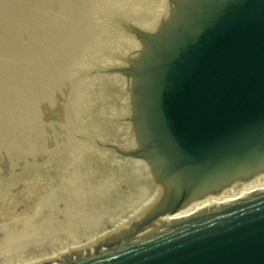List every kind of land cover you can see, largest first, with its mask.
<instances>
[{"label":"water","instance_id":"obj_1","mask_svg":"<svg viewBox=\"0 0 264 264\" xmlns=\"http://www.w3.org/2000/svg\"><path fill=\"white\" fill-rule=\"evenodd\" d=\"M189 1L127 71L133 150L162 196L105 248L59 264H264V195L245 197L264 191V0ZM223 189L235 193L188 218Z\"/></svg>","mask_w":264,"mask_h":264},{"label":"rangeland","instance_id":"obj_2","mask_svg":"<svg viewBox=\"0 0 264 264\" xmlns=\"http://www.w3.org/2000/svg\"><path fill=\"white\" fill-rule=\"evenodd\" d=\"M19 1V2H18ZM28 1V2H27ZM43 1V2H42ZM64 1V2H63ZM94 1H97L95 3H93ZM104 1V2H103ZM111 1V4H110ZM68 0L67 4V0H0V85H2V87H0V196L2 199H0V207L2 205L3 210H0V216L4 217L3 220L2 218V222L0 221V225L4 226V228H1L0 226V239L2 238L3 240H0L2 242H0V264H16V262L11 261L10 259H13L15 261H20V260H25V258H30L36 254H39L37 252L43 253V251L45 253H47L49 250L50 251H55L59 248H61V245H65L66 243L68 245V240L69 243H72V240H76L77 237V241L80 240L81 238V243L84 244L86 242H88V240L93 239L92 236L85 238V235H87L88 233H82V223L77 222L76 220H80L85 214H90L89 212H94V222L95 224H97L100 228V226H109L111 228L110 232L113 233L116 231V227H114L116 224H118L120 221L122 223V220L124 219V211H123V207L125 205V201L127 199L128 196H134L136 189L133 188L131 186V184L128 182L127 178L129 176V172L128 171H124V168H121L120 166H115V168L118 169V171L115 172V176L119 177V176H123V178L125 179L122 183H121V187L119 188H114L113 185L110 186L108 189L107 188H102L101 186H98L97 183H95L94 181H85L80 179L83 175V171L82 169H78V171L76 169H74L72 166H83L82 163L85 165L87 164V160L88 163H92V161L94 160V156L92 155L93 153L91 152V150L89 148H91V146L95 147V149H97L100 153H103L101 151V149L104 146H100L99 145H95L97 144L98 140H113V141H117L119 142L120 139L118 137V129L120 130V127L118 125V115L119 113L117 112V104H118V98H117V92H118V87L119 84L115 81H112L110 79L109 76H106L104 74H102L101 72H93V74H90L91 70L95 67V65L97 64V62L101 61L100 64L104 65V66H109L110 64H112L113 58L117 55H115L117 52L121 51L120 49L118 50H114L117 48H120L122 45H119L117 47L116 43H114L113 41H115L116 39L119 38H125V35L129 36V33L127 32V30L121 25H119L120 21H133L135 23H137L138 21L142 20V17H144V13L143 11L141 13L138 14H134L132 11V9H136L138 7L141 6L142 0H134V2H132V0ZM114 1V2H112ZM120 1V2H119ZM125 1V2H124ZM32 2H35L32 4ZM46 2V3H45ZM49 2V3H48ZM51 2V3H50ZM83 2V3H82ZM105 4H103V3ZM122 2V4H121ZM124 2V3H123ZM41 3V7L39 6ZM84 5H81V4ZM86 3V5H85ZM89 3V6H88ZM92 3V4H91ZM97 3V4H96ZM119 3V4H118ZM133 3L136 4L135 7H131L129 4ZM145 3V2H144ZM31 4V5H30ZM37 4V5H36ZM46 4V5H45ZM77 4H79V7ZM96 4V6H95ZM110 4V5H109ZM115 4V5H113ZM43 5V6H42ZM49 5V6H48ZM52 5V7L50 6ZM54 5V6H53ZM61 8H59V6ZM118 5V6H117ZM45 6V7H44ZM56 6V7H55ZM58 6V8H57ZM64 6V7H63ZM76 6V7H75ZM111 6V7H110ZM117 6V7H116ZM22 7L24 9H22ZM32 7V8H31ZM84 7V8H83ZM88 7V12H90V14L88 12H86ZM120 7V9H118ZM127 7H129L130 11L127 10ZM21 8V9H20ZM42 8V11H41ZM48 8V9H47ZM56 8V9H55ZM63 8V9H62ZM70 8V9H69ZM75 8V9H73ZM91 8V9H90ZM94 8V10H93ZM99 10H98V9ZM117 8V9H116ZM36 9V10H35ZM39 9V10H38ZM44 9V10H43ZM51 12H49L50 10ZM67 9V10H66ZM79 9V11H78ZM83 12H82V10ZM85 9V10H84ZM27 10V11H26ZM32 10V11H31ZM62 10V11H61ZM91 10V11H89ZM97 10V11H96ZM44 11V12H43ZM68 11V13H67ZM74 11V12H72ZM96 11V12H95ZM14 12L16 14H14ZM37 12V13H36ZM41 12V13H40ZM47 12V13H46ZM82 12V13H80ZM18 13V14H17ZM40 13V14H39ZM46 13V14H45ZM54 13V14H52ZM58 13V14H57ZM72 13V14H71ZM75 13V14H74ZM78 13V14H77ZM86 13V14H85ZM94 13V14H93ZM20 14V16H19ZM22 14V15H21ZM36 14V15H35ZM65 14V15H64ZM77 14V17H75V15ZM33 15V16H32ZM45 15V16H44ZM74 15V17L72 16ZM84 15H89L88 18L86 17L85 19H83L85 16ZM22 16V17H21ZM27 16V17H26ZM38 16H40L38 18ZM63 16V17H62ZM68 18H65V17ZM79 16V17H78ZM81 16V17H80ZM18 17V18H17ZM21 17V18H20ZM24 17V18H23ZM34 19H33V18ZM42 17V19H41ZM49 17V18H48ZM98 17V18H97ZM13 18V19H12ZM28 18V19H27ZM37 18V19H36ZM52 18V19H51ZM56 21H55V19ZM73 18V20H72ZM90 18V19H89ZM95 18V19H94ZM111 18H115L111 23L113 26H110V24L108 23V21H110ZM119 18V20L117 19ZM23 19V20H22ZM26 19V20H24ZM30 19V20H29ZM46 20L44 22V20ZM62 19V20H61ZM68 19V20H67ZM78 21H76V20ZM83 19V20H82ZM87 19V20H86ZM92 19V21H91ZM100 19L101 21L97 20ZM9 20V21H8ZM18 21L16 23V21ZM20 20V21H19ZM28 20V21H27ZM36 20V21H35ZM61 20V21H60ZM64 20V21H63ZM91 22H90V21ZM14 21V22H13ZM31 21V23H30ZM60 21V23H59ZM63 21V22H62ZM68 21V22H67ZM72 21V22H71ZM81 21V22H80ZM82 21L84 22L82 23ZM90 23H89V22ZM23 22V24H22ZM26 24H25V23ZM29 22V23H28ZM34 22V23H33ZM42 22V23H41ZM58 24L56 25L55 24ZM77 24H76V23ZM88 22V23H87ZM97 22V23H96ZM102 24H101V23ZM13 23V24H12ZM16 23V24H15ZM39 23V24H37ZM50 23V24H48ZM52 23V24H51ZM54 23V24H53ZM67 23V24H66ZM80 26V32L78 31V27L76 28V26ZM81 23V24H80ZM92 23V24H91ZM22 24V25H21ZM31 24V25H30ZM64 24V25H63ZM69 24V25H68ZM71 24V25H70ZM88 24V25H86ZM96 24V25H94ZM21 25V26H19ZM34 25V26H33ZM45 25V26H44ZM50 25V26H49ZM54 25V26H53ZM92 25V26H91ZM94 25V26H93ZM100 25V26H99ZM102 25V26H101ZM24 26V27H23ZM27 26V27H26ZM38 28H37V27ZM41 28H40V27ZM46 26H48V28L51 27V29H47ZM56 26V27H55ZM69 26V28H68ZM75 28V29H71L70 27ZM84 26V27H83ZM87 26V29L85 30ZM17 27V28H16ZM21 27V28H20ZM29 27V28H28ZM36 27V28H35ZM58 27V29H57ZM63 27V29H62ZM83 27V28H81ZM89 27V28H88ZM93 27V28H92ZM25 28V29H24ZM56 28V29H55ZM65 28L67 30H65ZM24 29V30H23ZM28 29V31L26 32V30ZM31 29V30H30ZM33 29V30H32ZM46 29V30H45ZM70 29V30H69ZM94 29V30H93ZM103 29V30H102ZM41 30V31H39ZM50 32H49V31ZM55 30V31H54ZM69 30V31H68ZM72 30V32H70ZM73 30H77V31H73ZM86 32H84V31ZM89 30V33H88ZM94 31V32H91ZM96 30V32H95ZM98 30V31H97ZM16 31V32H15ZM19 31V32H17ZM22 33H21V32ZM34 37H33V34ZM38 31V32H37ZM45 31V32H44ZM66 31V32H64ZM82 31V32H81ZM104 31V32H103ZM25 32V33H24ZM52 32V34H51ZM57 32V33H56ZM64 32V33H61ZM68 32V33H67ZM100 32V33H99ZM102 32V33H101ZM16 33V34H15ZM17 33H21L18 34ZM25 35H24V34ZM28 33V34H27ZM48 33V34H47ZM61 33V34H60ZM80 35H77V34ZM94 33V35H93ZM98 35L97 37H95L96 35ZM12 34V35H11ZM27 34V35H26ZM30 34V35H29ZM50 34V35H49ZM66 36H65V35ZM76 34V35H74ZM81 34H85V38L83 37V35L81 36ZM107 34V35H106ZM37 35V36H36ZM41 35V36H40ZM46 35V37H45ZM49 35V36H48ZM56 35V36H55ZM60 37H59V36ZM14 36V37H13ZM24 36V37H23ZM30 36V37H29ZM52 36V37H51ZM65 36V37H64ZM68 36V37H67ZM71 36V37H69ZM74 36V38H72ZM76 36V38H75ZM88 36V37H87ZM91 36V37H90ZM95 38H94V37ZM102 36V37H101ZM104 36V37H103ZM109 36V40H106L105 43H103L102 45L99 44V40L102 38H105ZM11 37V38H10ZM23 37V38H22ZM25 37L26 41H25ZM32 37V38H31ZM39 37V38H38ZM46 39H45V38ZM58 37V38H57ZM87 37V38H86ZM90 37V38H89ZM101 37V38H100ZM14 38V39H12ZM37 38V39H36ZM50 38V39H48ZM55 38V40L53 41V39ZM59 38L61 39L59 41ZM78 38V39H77ZM84 38V39H81ZM94 38V39H93ZM11 39V41H10ZM21 39V40H20ZM75 39V42L73 40ZM80 39V40H79ZM87 39V40H86ZM90 39V40H88ZM95 39H96V43H95ZM15 40V41H14ZM20 40V41H18ZM28 40V42H27ZM30 40V41H29ZM33 40V42H32ZM52 42H51V41ZM82 40V41H81ZM85 42H84V41ZM12 41L14 42L13 45ZM17 41V43H16ZM23 41H25L23 43ZM63 41V42H62ZM67 41V42H65ZM87 41V42H86ZM32 45H31V43ZM39 42V44L37 45V43ZM54 42V43H53ZM70 42V43H69ZM74 42V43H73ZM79 45H77V43ZM98 42V43H97ZM11 43V44H10ZM22 43V44H20ZM41 43H43L42 45H40ZM53 45L54 47L50 46V44ZM53 43V44H52ZM71 45H69V44ZM81 43V44H79ZM83 43V44H82ZM94 43V44H93ZM28 44V46H27ZM46 44V45H45ZM62 44V47H61ZM87 44V45H86ZM92 44V46H91ZM97 44V45H96ZM19 45V46H18ZM23 45V46H22ZM25 45V46H24ZM35 45V47H34ZM38 47H37V46ZM58 45V46H57ZM66 45L65 47L68 48V50L66 48H64L63 46ZM74 45V46H73ZM81 45V46H80ZM84 45H86L84 47ZM40 46V47H39ZM45 46V47H44ZM57 50H56V48ZM96 48H95V47ZM13 47V48H12ZM15 47H17V49H15ZM30 47V48H29ZM33 49H32V48ZM42 47V48H41ZM51 47V48H50ZM73 47V48H72ZM78 49H77V48ZM91 47V50H90ZM26 48V49H25ZM36 48V49H35ZM46 48V49H45ZM59 48V49H58ZM82 48V50H81ZM89 48V49H88ZM94 48V50H93ZM12 49V50H11ZM29 49H31L32 51H30ZM50 49V52L47 51ZM63 50V51H59L58 50ZM80 49V50H79ZM15 50V51H14ZM17 50V53H16ZM21 50V52H20ZM29 50V51H27ZM39 50L41 53H39ZM51 50H55V51H51ZM72 52H71V51ZM84 50V51H83ZM89 50V51H88ZM98 50V51H97ZM114 50V51H113ZM19 51V53H18ZM44 51V52H43ZM65 51V54H64ZM68 51V52H67ZM77 51V52H76ZM82 51V53H81ZM86 51L88 53H86ZM33 52V53H30ZM35 52V53H34ZM48 52V53H47ZM61 52V53H60ZM70 52V53H69ZM84 52V53H83ZM25 53V54H24ZM38 53V54H37ZM43 53H47V55L43 54ZM81 53V54H80ZM108 53L110 55H108ZM112 53H115L113 55H111ZM4 54V55H3ZM12 54V55H11ZM24 56H21V55ZM29 54V55H27ZM41 56H40V55ZM50 54V55H49ZM15 55V56H14ZM37 55V56H36ZM44 55V56H43ZM58 55L62 56L63 58L60 56L58 57ZM83 55V56H82ZM87 55V56H85ZM29 56V57H28ZM48 56V57H47ZM50 56V58H49ZM101 56V57H100ZM24 57H28V60H26V58ZM32 57V58H31ZM35 57V59H34ZM42 57V58H41ZM55 59H54V58ZM60 58L59 60L57 59ZM78 57V58H77ZM80 57V58H79ZM82 57V59H81ZM37 58V61H36ZM76 58V60H75ZM17 59V61H16ZM22 59V60H20ZM36 61H34V60ZM58 61H57V60ZM12 60V61H11ZM32 62L30 63L29 62ZM33 60V61H32ZM40 62H39V61ZM50 60V61H49ZM52 60V62H51ZM70 60V61H69ZM73 62H72V61ZM23 61V62H22ZM26 61V62H25ZM60 61V62H59ZM84 61V62H83ZM21 62V63H19ZM47 62V63H46ZM51 62V64H50ZM64 63V65H61L59 63ZM71 62V64H69ZM77 62V63H76ZM14 63V65H13ZM19 63V64H18ZM23 63V64H22ZM46 63V64H44ZM49 63V65H48ZM58 63V65H57ZM62 63V64H63ZM75 63V64H74ZM7 64V65H6ZM12 64V65H11ZM16 64V65H15ZM18 64V65H17ZM32 64V65H31ZM42 65V66H35V65ZM24 65V66H23ZM45 67H44V66ZM59 68L60 65V70L59 71L56 67ZM70 65V66H69ZM75 65V66H74ZM13 66V67H12ZM26 66V67H25ZM31 69H29L28 68ZM33 66V67H32ZM47 66L49 71H47ZM56 68L55 69L53 68ZM65 66V67H64ZM89 66V67H88ZM15 67V68H14ZM18 67V68H17ZM36 67V68H34ZM63 67V68H62ZM70 67V69L68 68ZM72 67V68H71ZM7 68V69H5ZM23 68V69H22ZM41 68V70H40ZM46 68V69H44ZM51 68V70H50ZM20 69H22V72L20 71ZM37 71L36 73H34V71ZM38 69V70H36ZM82 69V70H81ZM2 70V71H1ZM14 70V71H13ZM19 72H18V71ZM65 70V75H67V77L64 74ZM67 70V71H66ZM81 70V71H80ZM16 71V72H15ZM32 71V72H31ZM44 71V73H43ZM46 71V73H45ZM70 71H74L75 73L71 72L68 73ZM6 72V73H5ZM13 72V73H12ZM14 72L16 73L14 76ZM25 72V73H24ZM27 72V74H26ZM39 72V75L37 74ZM50 73L48 75V73ZM54 72V74H53ZM103 72V69H102ZM2 73V74H1ZM24 73V74H21ZM34 73V74H33ZM41 73V74H40ZM59 73V74H58ZM67 73V74H66ZM80 73V74H79ZM104 73V72H103ZM5 74V75H4ZM31 74V75H30ZM69 74V76H68ZM106 74V73H105ZM16 75H20V76H16ZM35 75V76H34ZM38 75V76H37ZM45 75V76H44ZM63 75V76H62ZM24 76H29L27 79ZM31 76V77H30ZM75 76L78 77L75 79ZM13 77V79H12ZM19 77V78H18ZM37 77V78H35ZM48 77V78H46ZM56 77V78H55ZM94 77H97L99 79H95ZM8 78V79H7ZM30 78V80H29ZM53 78V79H52ZM5 79V81H4ZM32 79V82H30ZM36 79V80H35ZM56 79V80H55ZM81 79V81H80ZM83 79V80H82ZM10 80V81H9ZM27 80L29 82H27ZM54 80V81H53ZM58 80H60V83L62 84H58ZM75 80V81H74ZM1 81H3L1 83ZM14 81V82H13ZM34 81H37L39 83H35ZM50 81V82H48ZM53 81V82H52ZM63 81V82H62ZM77 81V82H76ZM13 82V84L11 83ZM41 82L43 85H45L43 87V85H41ZM52 82V83H51ZM58 82V83H57ZM30 83V84H29ZM34 83V84H33ZM50 83V84H49ZM78 83V84H77ZM16 84V85H15ZM33 84V85H32ZM37 84V85H36ZM39 84V85H38ZM54 84V85H52ZM58 84V85H57ZM6 85V86H5ZM79 85V86H78ZM41 88H39V87ZM49 86V88L47 87ZM51 86V87H50ZM63 86H66V88ZM77 87V88H76ZM78 87L80 88V90L78 89ZM7 88V91H6ZM57 88V89H56ZM109 88H111V90H115V95H116V100L115 103L113 104L111 96H112V92H108ZM14 89V90H12ZM66 91H64V90ZM77 89V90H76ZM5 92H3V91ZM16 90V91H15ZM57 90V92H56ZM15 91V93H14ZM52 91V92H51ZM60 91H64L63 93L66 95L67 99H68V103L64 104V100H62L61 102H58L59 100H57V97L59 99L61 92ZM78 91V92H77ZM56 92V94H55ZM60 92V93H59ZM80 92V93H79ZM82 92V94H81ZM13 93V94H12ZM46 93V94H45ZM53 93V94H52ZM4 94V95H3ZM15 94V96H13ZM59 96H56V95ZM2 95V96H1ZM12 95V96H11ZM3 96H5L3 98ZM55 96V97H54ZM10 97V98H9ZM107 97V100H106ZM3 98V99H1ZM9 98V100H8ZM16 100H15V99ZM19 101H18V99ZM55 98V99H53ZM6 99V100H5ZM2 100V101H1ZM48 100H52V103H49ZM13 101V102H12ZM10 102V103H9ZM21 106L17 107L19 104ZM15 103V104H13ZM14 105V106H13ZM23 105V106H22ZM60 106V105H66V109L60 107V109H58V114H59V119H51L50 118V111H51V107L50 106ZM14 109H13V107ZM22 107V108H21ZM24 107V109H23ZM18 108V112H16V109ZM15 110V111H14ZM21 111H25L27 113L23 114V112L20 114ZM15 112V113H14ZM115 112V114L113 113ZM105 113V119L98 117V115H102ZM25 116H23V115ZM28 116V117H27ZM97 116V117H96ZM27 117V118H26ZM114 123V124H113ZM55 124L56 128L55 130H52V125ZM49 125V126H48ZM54 126V125H53ZM50 127V128H49ZM46 128V129H45ZM118 128V129H116ZM48 129V130H47ZM50 129V130H49ZM46 130V131H45ZM46 133H45V132ZM50 131V132H49ZM49 132V133H48ZM48 134V135H47ZM51 135V136H49ZM48 138V140H47ZM46 141V142H45ZM56 141V142H55ZM53 143V144H50ZM61 145H60V144ZM92 143L94 145H92ZM45 144V145H44ZM48 148H54L53 152L46 150L47 148L44 147L46 145ZM57 144L58 147L56 146ZM82 145V146H81ZM85 145L88 146L85 148ZM60 147V148H59ZM81 147V148H80ZM56 148H58L56 150ZM45 149V150H44ZM84 149H88L84 150ZM43 150V151H40ZM61 150V151H60ZM75 150V151H74ZM59 153H56L58 152ZM73 151V153H72ZM78 151V152H77ZM89 154H85L86 152ZM27 152V153H26ZM43 152V153H42ZM46 154H45V153ZM50 152V154H49ZM63 152V153H62ZM66 152V153H64ZM80 152V153H79ZM88 155L87 157H85L83 154ZM52 155L49 159V155ZM52 153V154H51ZM56 156H55V154ZM42 154V155H41ZM44 154V155H43ZM79 154V155H78ZM59 155V156H58ZM81 155V156H80ZM104 158L106 161H108L106 159L105 154L103 153ZM48 156V157H47ZM54 156V157H53ZM76 156V157H75ZM25 157L27 158L25 161ZM46 157V158H45ZM82 157V159H81ZM30 158V159H29ZM47 158L49 160H47ZM57 162H56V159ZM81 161H80V159ZM86 158V159H85ZM93 158V159H92ZM45 159L47 161H45ZM54 159V160H52ZM69 160V162H67ZM74 159V160H73ZM86 160V163L84 160ZM22 160V161H21ZM72 160V161H71ZM28 161H30L29 163H27ZM56 162L55 164H59L60 163V167H62L63 165L65 166H69L70 164V168H64L63 170H59V172L57 173V182L51 181V186L46 182L47 180V173L41 176V179H43V181L40 179L41 185L43 187L38 186L33 188V190L37 191L36 193L33 192H26L25 195H20V198L18 197L19 194H16V198H11L9 195H5L6 193L4 192L3 194H1V192H3V187L8 184L9 181H19L22 180L21 177L23 176L25 179H30L32 178V176H36L37 173L39 172V168L44 164L49 165L51 162ZM61 161V162H60ZM80 161V162H79ZM16 162V163H15ZM44 162V163H43ZM67 162V163H66ZM2 163V164H1ZM25 163V164H24ZM76 163V164H75ZM80 163V164H78ZM8 165L7 166H1V165ZM11 164V166H10ZM16 165V168L15 165ZM21 164V165H20ZM28 164V165H27ZM13 165V166H12ZM25 165L28 167H25ZM33 168H30L29 167ZM24 167V170L22 169ZM14 168V169H13ZM38 168V169H37ZM90 168V167H88ZM93 170H97L96 167H92ZM24 170L26 171L24 173V171L20 172L19 171ZM68 169V170H67ZM72 169V170H71ZM16 172H15V171ZM38 170V171H37ZM12 171V172H11ZM14 171V172H13ZM37 171V172H36ZM71 174H68V172ZM76 171V172H75ZM29 172L30 175H29ZM36 172V173H35ZM73 172V173H72ZM78 172V175H77ZM12 173V174H11ZM34 173V174H33ZM40 173V172H39ZM63 173H65L63 175ZM81 173V174H80ZM14 174V175H13ZM18 174V175H17ZM23 174V175H22ZM77 176H76V175ZM8 175V176H7ZM17 175V176H16ZM26 175H28L29 177H25ZM60 175V176H58ZM72 175V176H71ZM110 175L107 171H106V176ZM15 179H14V177ZM21 176V177H19ZM44 176V177H43ZM56 176V175H55ZM66 176V177H65ZM6 177V178H5ZM10 179H9V178ZM22 177V178H23ZM62 177V178H61ZM19 178V180H18ZM23 178V180H25ZM59 178L62 180H66V182L59 180ZM76 178V179H74ZM114 179V178H113ZM7 180V181H6ZM59 180V181H58ZM68 180V181H67ZM77 180V181H75ZM61 181V182H60ZM73 181V182H72ZM59 182V183H58ZM67 187V189L63 184ZM76 182V183H75ZM80 182V184L78 183ZM84 182V183H83ZM91 182V184H90ZM5 183V185H4ZM45 183V184H44ZM50 183V182H49ZM55 183H57V188ZM61 183V185H60ZM66 183V184H65ZM87 183V184H86ZM93 183V184H92ZM48 184V185H47ZM55 186H54V185ZM78 184V185H77ZM84 184V185H82ZM44 185H46L44 187ZM53 185V187H52ZM60 185V186H59ZM71 185V186H70ZM75 185V186H73ZM86 185V186H85ZM92 185V186H91ZM49 186L53 188V190L50 191V189L47 187ZM63 186V187H62ZM70 186V187H69ZM83 186V187H81ZM56 187V189H55ZM87 187V188H85ZM93 187V189H92ZM37 188V190H36ZM39 188V189H38ZM47 188V189H46ZM70 189V192L68 191ZM72 188V189H71ZM77 188V189H75ZM83 188V189H82ZM88 188L90 189L89 191ZM101 188V189H100ZM43 189V190H42ZM49 189V191H48ZM97 189V190H96ZM131 189V191H130ZM29 190V189H28ZM47 190V192L45 191ZM60 190V191H59ZM62 190V191H61ZM67 190V192H65ZM86 192H85V191ZM93 190V191H92ZM6 191V190H5ZM43 191V192H41ZM46 193H45V192ZM56 191V192H55ZM92 191V192H91ZM95 191V193L93 194V192ZM38 195L37 194H40ZM59 192V194H58ZM75 194H74V193ZM85 192V193H84ZM87 192L89 194H87ZM100 192V193H99ZM30 193V196L29 194ZM48 193V194H47ZM64 193V194H63ZM36 194V195H35ZM51 196H50V195ZM57 194V196H56ZM63 194V196H62ZM66 194V195H65ZM71 196H70V195ZM74 194V195H72ZM77 194V195H76ZM79 194V195H78ZM84 194V195H83ZM86 194V195H85ZM92 194V195H90ZM103 194V196H102ZM9 202H7L6 198ZM33 197H32V196ZM46 195V197H45ZM49 195V196H48ZM55 195V196H53ZM69 195L68 199L67 196ZM89 195L90 197H92L91 201L89 199ZM97 195V196H96ZM101 195V197H100ZM36 198H35V197ZM40 196V197H39ZM41 196H43V200L41 198ZM62 199H61V197ZM77 198H76V197ZM84 198H83V197ZM86 196H88L86 198ZM27 197V198H26ZM50 197V198H48ZM74 197V198H73ZM96 197H100V198H96ZM9 198V199H8ZM24 198V200H23ZM33 200H32V199ZM38 198H41L38 199ZM58 198V199H57ZM70 198V199H69ZM96 198V199H94ZM5 199V200H4ZM13 199V200H12ZM16 199V200H15ZM22 199V202H21ZM30 199V200H29ZM37 199V203L35 200ZM45 199H50L49 201L45 200ZM61 199V200H59ZM86 199V200H85ZM89 201H88V200ZM105 199V200H104ZM1 200H3L1 202ZM22 203H20L19 201ZM28 200V201H27ZM46 201L45 203L43 201ZM54 202H53V201ZM72 200V201H71ZM81 202H79V201ZM99 200L102 201L103 203V208L107 209V211H112V210H119V212L114 213L113 215H104L103 211L104 209L100 210L98 205H93L90 204L95 203V204H99ZM15 201H17V205L15 203ZM33 201V203H32ZM40 201V205H37L38 202ZM51 201V202H50ZM66 201V203L64 202ZM70 203H69V202ZM77 205H76V203ZM104 201H105V205H104ZM12 202H14L15 204H13ZM27 202V203H26ZM36 204H35V203ZM43 202V203H42ZM58 202V203H57ZM7 203V204H6ZM19 203V204H18ZM29 203V208H27L28 206H26ZM48 203V204H47ZM51 203V204H50ZM55 203V204H54ZM67 203H69L67 205ZM73 203H75L74 205H76L78 207L75 208V206L73 205ZM10 204V205H9ZM44 204V205H43ZM81 204V206H80ZM84 204V205H83ZM89 204V205H88ZM9 205V206H8ZM14 205V208H13ZM26 207H25V206ZM35 206V207H32ZM48 205V206H46ZM51 205V206H50ZM53 205V206H52ZM55 205V206H54ZM58 208H55L57 207ZM80 207H79V206ZM90 205L93 206V209L91 210V208H88ZM11 206V207H10ZM19 206V207H16ZM39 206V207H38ZM50 206V207H49ZM70 206V207H69ZM83 206V207H82ZM85 206V207H84ZM128 209H129V205ZM63 207V208H61ZM74 207V208H73ZM16 208V209H15ZM23 208L25 210H23ZM46 208V209H45ZM50 209V211L47 210ZM55 208V209H53ZM61 208V209H60ZM65 208V210H64ZM70 208V209H69ZM85 208L87 210H85ZM99 208V210L97 209ZM8 209V211L6 210ZM14 209V210H13ZM39 209V210H38ZM42 209V211H41ZM44 209V210H43ZM61 211H60V210ZM71 210V211H68ZM83 209L87 212H84ZM89 209V210H88ZM18 210V211H17ZM23 210V211H22ZM30 210V211H28ZM34 210V211H33ZM36 210V211H35ZM47 210V211H46ZM55 210L56 214L58 212L59 215H56L55 212L53 211ZM75 210V211H74ZM3 211V212H2ZM5 211H7L6 213H4ZM12 214H10L11 212ZM14 211V212H13ZM17 211V212H16ZM21 213H20V212ZM26 213H25V212ZM33 211V212H32ZM39 214H38V212ZM45 211V213H44ZM64 211V212H63ZM66 211V212H65ZM74 213H73V212ZM78 211L80 212L78 213ZM102 211V212H99ZM4 214H2V213ZM16 212V213H15ZM24 212V213H22ZM48 212V215H47ZM54 212V213H53ZM83 212V213H82ZM8 213V214H7ZM14 213L16 215H14ZM18 213V214H17ZM30 213V214H29ZM34 213V214H33ZM53 213V214H52ZM64 215H63V214ZM69 213V214H66ZM72 213V215H71ZM77 213V214H75ZM85 213V214H84ZM2 214V215H1ZM10 214V215H9ZM27 215L28 217H24V215ZM32 214V216H31ZM46 214V216H44L45 218H42L43 215ZM49 214L51 216H49ZM76 217H74V215ZM14 215V216H13ZM22 217H21V216ZM36 215V216H35ZM42 215V216H41ZM57 218H56V216ZM67 215V216H66ZM71 215V216H69ZM102 215H104L102 217ZM12 218H11V217ZM31 216V217H29ZM33 216H35L33 218ZM41 218H39V217ZM49 216V217H48ZM100 216V217H99ZM20 217V218H19ZM48 217V218H47ZM51 217H52V221H51ZM60 217V218H59ZM74 217V218H73ZM19 218V219H17ZM36 218V219H35ZM47 218V219H46ZM50 218V220H49ZM10 219V220H9ZM17 220L18 222H20L21 220H23V222L21 221L20 223H18L17 221H12V220ZM26 219H28L26 221ZM33 219V220H32ZM39 219V221H38ZM41 219V221H40ZM71 219V220H70ZM6 220H9V222H7ZM45 220V221H43ZM56 220V221H55ZM5 223H4V222ZM26 221V222H25ZM36 221V222H35ZM43 221V222H42ZM52 224H50L51 222ZM54 221V223H53ZM113 221V222H112ZM12 222V223H11ZM19 225L18 227H16V225H14V223ZM35 222V223H34ZM39 222L41 225L39 224ZM112 222V223H110ZM3 223V224H2ZM7 223V224H6ZM28 223V226L27 224ZM33 225H31V224ZM38 223V225H37ZM47 225H46V224ZM49 223V224H48ZM59 223V224H58ZM74 223L76 225H74ZM79 223V225H78ZM25 224V226L23 225ZM55 224V225H54ZM65 224V225H64ZM108 224V225H107ZM8 225V226H7ZM23 227H22V226ZM41 225V226H40ZM70 225V227H69ZM72 225V226H71ZM9 226H11V228H9ZM12 226H14V230L12 228ZM45 226V227H44ZM47 226V229H46ZM50 226V227H49ZM65 226V227H64ZM26 227V228H24ZM29 227H31L29 229ZM43 227V228H40ZM55 227V228H54ZM64 228L61 229V228ZM69 227V228H68ZM8 228V229H6ZM19 228V229H18ZM38 228V229H37ZM53 228V229H51ZM60 228V230H59ZM4 229V230H2ZM23 229V230H21ZM49 229V231H48ZM102 229H106L105 227H102ZM7 230V231H6ZM39 230V231H38ZM42 230V231H41ZM45 230V232H44ZM55 230V231H54ZM59 230V231H58ZM3 231H5L6 235H13V238H16V247L14 249H10L9 244L5 241V234L3 233ZM48 231V232H47ZM57 231V232H56ZM22 232V233H21ZM40 232V233H39ZM3 233V234H2ZM19 233V234H18ZM36 233L38 235H36ZM61 233V234H60ZM24 234V235H23ZM31 234V235H30ZM51 234V235H50ZM57 234V236H56ZM60 234V235H59ZM85 234V235H84ZM94 234V233H93ZM21 235V237H20ZM65 235V236H64ZM82 235V236H81ZM3 236V237H2ZM18 236L20 238H18ZM38 239H37V237ZM44 238H42V237ZM55 236V237H54ZM81 236V237H80ZM84 236V237H83ZM26 237V238H25ZM34 237V238H33ZM40 237V238H39ZM53 237V238H52ZM62 237V238H61ZM67 237V239H65ZM69 237V238H68ZM72 237V238H71ZM18 238V239H17ZM28 238V239H27ZM42 238V239H41ZM49 238V239H48ZM57 240H54L56 239ZM60 238V239H59ZM63 238L65 239V241L63 240ZM71 238V239H70ZM95 238V237H94ZM35 239V240H32ZM37 239V240H36ZM46 239V240H45ZM62 239V242H61ZM18 240V241H17ZM20 240V241H19ZM28 240V242H27ZM31 240V241H30ZM44 240V241H43ZM49 240V241H48ZM59 240V241H58ZM21 242V243H20ZM24 242V243H23ZM56 242V243H55ZM2 243V244H1ZM57 243H59L57 245ZM64 243V244H63ZM93 243V242H92ZM21 244V245H20ZM61 244V245H60ZM60 245V247H59ZM5 248H4V247ZM8 246V247H7ZM19 246V247H18ZM46 246V247H45ZM52 246V249H51ZM58 246V247H57ZM43 247V248H42ZM55 247V248H54ZM19 248V249H17ZM46 248V249H45ZM57 248V249H56ZM4 250V251H3ZM8 250V251H7ZM22 250V251H21ZM24 250V251H23ZM6 251V252H5ZM10 251V252H9ZM12 251V252H11ZM21 251V252H19ZM26 251V252H25ZM4 252V253H3ZM8 252V253H7ZM3 253V254H2ZM10 253V254H9ZM15 253V254H13ZM8 256H6V255ZM24 258H22V255ZM5 257H4V256ZM14 256V258L12 256ZM19 255V256H18ZM2 256V257H1ZM18 256V257H17ZM8 257V258H7ZM5 258V259H4ZM19 258V259H18Z\"/></svg>","mask_w":264,"mask_h":264},{"label":"bare ground","instance_id":"obj_3","mask_svg":"<svg viewBox=\"0 0 264 264\" xmlns=\"http://www.w3.org/2000/svg\"><path fill=\"white\" fill-rule=\"evenodd\" d=\"M48 1V0H47ZM53 1V0H52ZM59 1V0H58ZM79 1V0H78ZM83 1V0H82ZM85 1V0H84ZM89 1V0H88ZM107 1V0H106ZM110 1V0H109ZM115 1H117V0H115ZM19 2V1H18ZM28 2V1H27ZM43 2V1H42ZM64 2V1H63ZM95 2H97V1H94L93 3H95ZM104 2V1H103ZM102 2V3H103ZM112 2H114V1H112ZM120 2V1H119ZM125 2V1H124ZM123 2V3H124ZM132 2H134V0H132ZM145 2V3H144ZM33 3H35V2H32V4ZM46 3V2H45ZM49 3V2H48ZM51 3V2H50ZM83 3V2H82ZM67 4H69L68 3V0H67ZM81 4V3H80ZM92 4V3H91ZM97 4V3H96ZM96 4H95V6H96ZM103 4H105V3H103ZM110 4H111V1H110ZM109 4V5H110ZM119 4V3H118ZM121 4H122V2H121ZM31 5V4H30ZM37 5V4H36ZM46 5V4H45ZM78 6H79V4H77ZM81 5H84V4H81ZM85 5H86V3H85ZM113 5H115V4H113ZM131 7H135L136 6V4H133V3H130L129 4ZM40 7H41V3H40V5H39ZM43 6V5H42ZM49 6V5H48ZM51 7H52V5H50ZM54 6V5H53ZM59 6V8H61L60 7V5H58ZM58 6H57V8H58ZM88 6H89V3H88ZM118 6V5H117ZM116 6V7H117ZM166 6H167V1L166 0H142V3H141V6L140 7H138V8H136V9H132L133 11V13L134 14H138V13H141L142 11H143V13H144V17H142V20H140V21H138L137 22V24H139V25H143L144 27H150V26H152L156 21H157V19L161 16V14H163V12L165 11V9H166ZM45 7V6H44ZM56 7V6H55ZM64 7V6H63ZM76 7V6H75ZM79 7H81V6H79ZM90 7V6H89ZM111 7V6H110ZM32 8V7H31ZM58 8V9H59ZM84 8V7H83ZM21 9V8H20ZM22 9H24L23 7H22ZM48 9V8H47ZM56 9V8H55ZM63 9V8H62ZM70 9V8H69ZM73 9H75V8H73ZM91 9V8H90ZM98 9V8H97ZM117 9V8H116ZM118 9H120V7L118 8ZM128 9H130L129 7H127V10ZM36 10V9H35ZM39 10V9H38ZM44 10V9H43ZM50 10V9H49ZM67 10V9H66ZM82 10V9H81ZM85 10V9H84ZM87 11L86 12H88V7H87V9H86ZM93 10H94V8H93ZM99 10V9H98ZM131 10V9H130ZM130 10H128V11H130ZM27 11V10H26ZM32 11V10H31ZM41 11H42V8H41ZM62 11V10H61ZM78 11H79V9H78ZM89 11H91V10H89ZM97 11V10H96ZM95 11V12H96ZM44 12V11H43ZM49 12H51V10L49 11ZM72 12H74V11H72ZM82 12H83V10H82ZM82 12H80V13H82ZM92 12V11H91ZM37 13V12H36ZM41 13V12H40ZM39 13V14H40ZM47 13V12H46ZM45 13V14H46ZM67 13H68V11H67ZM84 13V12H83ZM82 13V14H83ZM89 14H90V12H88ZM14 14H16L15 12H14ZM18 14V13H17ZM52 14H54V13H52ZM58 14V13H57ZM72 14V13H71ZM75 14V13H74ZM78 14V13H77ZM77 14L75 15V17H77ZM86 14V13H85ZM94 14V13H93ZM22 15V14H21ZM36 15V14H35ZM65 15V14H64ZM19 16H20V14H19ZM33 16V15H32ZM45 16V15H44ZM73 17H74V15H72ZM85 17L83 18V19H85L86 17L88 18V16L89 15H84ZM22 17V16H21ZM20 17V18H21ZM27 17V16H26ZM40 16H38V18H39ZM63 17V16H62ZM74 17V18H75ZM79 17V16H78ZM81 17V16H80ZM18 18V17H17ZM24 18V17H23ZM33 18V17H32ZM49 18V17H48ZM65 18H68L67 16L65 17ZM98 18V17H97ZM13 19V18H12ZM28 19V18H27ZM34 19V18H33ZM37 19V18H36ZM41 19H42V17H41ZM52 19V18H51ZM55 19V18H54ZM82 19V20H83ZM90 19V18H89ZM95 19V18H94ZM23 20V19H22ZM24 20H26V19H24ZM30 20V19H29ZM44 20V19H43ZM62 20V19H61ZM60 20V21H61ZM68 20V19H67ZM72 20H73V18H72ZM76 20V19H75ZM87 20V19H86ZM97 20H99V21H101L100 19H97ZM9 21V20H8ZM16 21V20H15ZM20 21V20H19ZM28 21V20H27ZM36 21V20H35ZM46 20H44V22H45ZM55 21H56V19H55ZM60 21H59V23H60ZM64 21V20H63ZM62 21V22H63ZM77 21V20H76ZM90 21V20H89ZM88 21V22H89ZM91 21H92V19H91ZM90 21V22H91ZM14 22V21H13ZM18 21H16V23H17ZM68 22V21H67ZM72 22V21H71ZM78 22V21H77ZM81 22V21H80ZM84 21H82V23H83ZM87 22V23H88ZM89 22V23H90ZM15 23V24H16ZM25 23V22H24ZM29 23V22H28ZM30 23H31V21H30ZM34 23V22H33ZM42 23V22H41ZM76 23V22H75ZM97 23V22H96ZM101 23V22H100ZM13 24V23H12ZM22 24H23V22H22ZM21 24V25H22ZM26 24V23H25ZM37 24H39V23H37ZM48 24H50V23H48ZM52 24V23H51ZM54 24V23H53ZM55 24H56V22H55ZM61 24V23H60ZM67 24V23H66ZM73 24V23H72ZM77 24V23H76ZM81 24V23H80ZM92 24V23H91ZM102 24V23H101ZM21 25H19V26H21ZM31 25V24H30ZM56 25H58V24H56ZM64 25V24H63ZM69 25V24H68ZM71 25V24H70ZM74 25V24H73ZM83 25H85V22H84V24ZM86 25H88V24H86ZM94 25H96V24H94ZM93 25V26H94ZM34 26V25H33ZM45 26V25H44ZM50 26V25H49ZM54 26V25H53ZM74 26H76V28L78 27V31L80 32V29H79V27L80 26H77V25H74ZM92 26V25H91ZM100 26V25H99ZM102 26V25H101ZM24 27V26H23ZM27 27V26H26ZM37 27V26H36ZM35 27V28H36ZM40 27V26H39ZM56 27V26H55ZM84 27V26H83ZM83 27H81V28H83ZM17 28V27H16ZM21 28V27H20ZM29 28V27H28ZM38 28V27H37ZM41 28V27H40ZM46 28L47 29H51V27L50 28H48V26H46ZM68 28H69V26H68ZM71 29H75V28H73V26L72 27H70ZM89 28V27H88ZM93 28V27H92ZM25 29V28H24ZM23 29V30H24ZM56 29V28H55ZM57 29H58V27H57ZM62 29H63V27H62ZM87 29V26H86V28H85V30ZM31 30V29H30ZM33 30V29H32ZM46 30V29H45ZM59 30V29H58ZM65 30H67L66 28H65ZM70 30V29H69ZM68 30V31H69ZM94 30V29H93ZM103 30V29H102ZM28 31V29L26 30V32ZM39 31H41V30H39ZM49 31V30H48ZM51 31H52V29H51ZM55 31V30H54ZM73 31H77V30H73ZM84 31V30H83ZM98 31V30H97ZM16 32V31H15ZM17 32H19V31H17ZM21 32V31H20ZM23 32V31H22ZM21 32V33H22ZM38 32V31H37ZM42 32V31H41ZM45 32V31H44ZM50 32V31H49ZM64 32H66V31H64ZM64 32H61V33H64ZM70 32H72V30L70 31ZM82 32V31H81ZM84 32H86V31H84ZM91 32H94V31H92L91 30ZM95 32H96V30H95ZM104 32V31H103ZM128 32V31H127ZM21 33H17V36H18V34H20L21 35ZM25 33V32H24ZM23 33V34H24ZM31 33H32V31H31ZM57 33V32H56ZM60 33V34H61ZM68 33V32H67ZM73 33V32H72ZM88 33H89V30H88ZM100 33V32H99ZM102 33V32H101ZM129 33V32H128ZM16 34V33H15ZM28 34V33H27ZM26 34V35H27ZM33 34V33H32ZM48 34V33H47ZM51 34H52V32H51ZM77 34V33H76ZM76 34H74V35H76ZM12 35V34H11ZM25 35V34H24ZM30 35V34H29ZM50 35V34H49ZM48 35V36H49ZM53 35V34H52ZM65 35V34H64ZM77 35H80V34H77ZM83 34H81V36H82ZM93 35H94V33H93ZM95 35H96V33H95ZM107 35V34H106ZM22 36V35H21ZM37 36V35H36ZM41 36V35H40ZM56 36V35H55ZM59 36V35H58ZM61 36V35H60ZM59 36V37H60ZM66 36V35H65ZM64 36V37H65ZM85 36V34L83 35V37ZM98 35H96L95 37H97ZM14 37V36H13ZM24 37V36H23ZM22 37V38H23ZM30 37V36H29ZM33 37H34V34H33ZM45 37H46V35H45ZM44 37V38H45ZM52 37V36H51ZM68 37V36H67ZM69 37H71V36H69ZM88 37V36H87ZM86 37V38H87ZM91 37V36H90ZM89 37V38H90ZM94 37V36H93ZM94 37V38H95ZM102 37V36H101ZM100 37V38H101ZM104 37V36H103ZM11 38V37H10ZM26 38L27 37H25V41H26ZM32 38V37H31ZM39 38V37H38ZM58 38V37H57ZM72 38H74V36L72 37ZM75 38H76V36H75ZM85 38V37H84ZM84 38H81V39H84ZM93 38V39H94ZM12 39H14V38H12ZM28 39V38H27ZM37 39V38H36ZM46 39V38H45ZM48 39H50V38H48ZM62 39V38H61ZM60 38H59V41L61 40ZM78 39V38H77ZM21 40V39H20ZM20 40H18V41H20ZM55 40V38L53 39V41ZM73 40V39H72ZM80 40V39H79ZM87 40V39H86ZM88 40H90V39H88ZM106 40H109V36H107V37H105V38H102V39H100L99 40V44L100 45H102L103 43H105L106 42ZM10 41H11V39H10ZM15 41V40H14ZM25 41H23V43L25 42ZM30 41V40H29ZM51 41V40H50ZM74 42H75V39L73 40ZM82 41V40H81ZM84 41V40H83ZM27 42H28V40H27ZM32 42H33V40H32ZM52 42V41H51ZM63 42V41H62ZM65 42H67V41H65ZM73 42V43H74ZM85 42V41H84ZM87 42V41H86ZM114 43H116V45H117V47L119 46V45H122V47L120 48V53H122L123 52V50L124 51H126V50H131V49H134V48H136L138 45H139V43H138V41L136 40V38L132 35V34H130L129 33V36H127V35H125V38H120V36H119V38L118 39H116L115 41H113ZM14 42L12 41V44H13ZM16 43H17V41H16ZM31 43V42H30ZM54 43V42H53ZM52 43V44H53ZM70 43V42H69ZM68 43V44H69ZM77 43V42H76ZM95 43H96V39H95ZM98 43V42H97ZM11 44V43H10ZM20 44H22V43H20ZM39 44V42L37 43V45ZM43 43H41L40 45H42ZM50 44V43H49ZM79 44H81V43H79ZM83 44V43H82ZM94 44V43H93ZM13 45H15V44H13ZM31 45H32V43H31ZM36 45V46H37ZM46 45V44H45ZM53 45H55V44H53ZM53 45H51L50 44V46H52V47H54ZM70 45V44H69ZM77 45H78V43H77ZM87 45V44H86ZM86 45H84V47L86 46ZM97 45V44H96ZM19 46V45H18ZM23 46V45H22ZM25 46V45H24ZM27 46H28V44H27ZM58 46V45H57ZM66 45H64L63 47L64 48H66L65 47ZM71 46V45H70ZM74 46V45H73ZM81 46V45H80ZM91 46H92V44H91ZM34 47H35V45H34ZM38 47V46H37ZM40 47V46H39ZM45 47V46H44ZM61 47H62V44H61ZM78 47H79V45H78ZM95 47V46H94ZM13 48V47H12ZM30 48V47H29ZM32 48V47H31ZM42 48V47H41ZM51 48V47H50ZM55 48H56V46H55ZM68 48H70V47H68L67 46V50H68ZM73 48V47H72ZM77 48V47H76ZM96 48V47H95ZM15 49H17V47H15ZM26 49V48H25ZM33 49V48H32ZM36 49V48H35ZM46 49V48H45ZM59 49V48H58ZM71 49V48H70ZM78 49V48H77ZM89 49V48H88ZM12 50V49H11ZM30 51H32L31 49H29ZM29 50H27V51H29ZM56 50H57V48H56ZM80 50V49H79ZM81 50H82V48H81ZM90 50H91V47H90ZM93 50H94V48H93ZM15 51V50H14ZM47 51H49L50 52V49L49 50H47ZM51 51H55V50H51ZM59 51H63L62 49L61 50H58V53H59ZM69 51V50H68ZM67 51V52H68ZM71 51V50H70ZM73 51V50H72ZM71 51V52H72ZM84 51V50H83ZM89 51V50H88ZM98 51V50H97ZM0 52H1V50H0ZM20 52H21V50H20ZM44 52V51H43ZM77 52V51H76ZM16 53H17V50H16ZM18 53H19V51H18ZM30 53H33V52H30ZM35 53V52H34ZM39 53H41L40 52V50H39ZM48 53V52H47ZM47 53L45 54V53H43V54H45V55H47ZM61 53V52H60ZM70 53V52H69ZM81 53H82V51H81ZM80 53V54H81ZM84 53V52H83ZM86 53H88L87 51H86ZM25 54V53H24ZM38 54V53H37ZM64 54H65V51H64ZM4 55V54H3ZM12 55V54H11ZM21 55V54H20ZM27 55H29V54H27ZM40 55V54H39ZM42 55V54H41ZM40 55V56H41ZM50 55V54H49ZM119 55V54H118ZM118 55L117 56H115L114 58H113V61H116V59L118 58ZM15 56V55H14ZM21 56H24V55H21ZM37 56V55H36ZM44 56V55H43ZM60 55H58V57H59ZM83 56V55H82ZM85 56H87V55H85ZM29 57V56H28ZM28 57L26 58V57H24V58H26V60H28ZM48 57V56H47ZM57 57V59L59 60L61 57L63 58V55L62 56H60V58H58ZM101 57V56H100ZM32 58V57H31ZM42 58V57H41ZM49 58H50V56H49ZM54 58V57H53ZM78 58V57H77ZM80 58V57H79ZM34 59H35V57H34ZM33 59V60H34ZM55 59V58H54ZM56 59V60H57ZM81 59H82V57H81ZM20 60H22V59H20ZM32 60V61H33ZM57 60V61H58ZM75 60H76V58H75ZM12 61V60H11ZM16 61H17V59H16ZM35 61V60H34ZM36 61H37V58H36ZM35 61V62H36ZM39 61V60H38ZM50 61V60H49ZM70 61V60H69ZM72 61V60H71ZM18 62V61H17ZM23 62V61H22ZM26 62V61H25ZM29 62H30V60H29ZM40 62V61H39ZM51 62H52V60H51ZM51 62H50V64H51ZM60 62V61H59ZM73 62V61H72ZM84 62V61H83ZM19 63H21V62H19ZM18 63V64H19ZM30 63H32V62H30ZM47 63V62H46ZM46 63H44V64H46ZM63 63V62H62ZM62 63H59V64H61V65H64V63L62 64ZM77 63V62H76ZM17 64V65H18ZM23 64V63H22ZM69 64H71V62L69 63ZM75 64V63H74ZM7 65V64H6ZM12 65V64H11ZM13 65H14V63H13ZM16 65V64H15ZM32 65V64H31ZM48 65H49V63H48ZM57 65H58V63H57ZM24 66V65H23ZM35 66H37V67H39V66H42V65H35ZM44 66V65H43ZM70 66V65H69ZM75 66V65H74ZM13 67V66H12ZM26 67V66H25ZM33 67V66H32ZM45 67V66H44ZM53 67V66H52ZM55 67H56V65H55ZM65 67V66H64ZM89 67V66H88ZM15 68V67H14ZM18 68V67H17ZM28 68H29V66H28ZM34 68H36V67H34ZM54 68V67H53ZM59 71H61L59 68H60V65H59V68L58 67H56ZM56 68H54L55 69V71H56ZM63 68V67H62ZM69 69H70V67H68ZM72 68V67H71ZM5 69H7V68H5ZM23 69V68H22ZM22 69H20V71L22 72ZM30 69V68H29ZM44 69H46V68H44ZM31 70V69H30ZM33 70V69H32ZM36 70H38V69H36ZM40 70H41V68H40ZM43 70V69H42ZM41 70V71H42ZM50 70H51V68H50ZM82 70V69H81ZM80 70V71H81ZM2 71V70H1ZM14 71V70H13ZM18 71V70H17ZM34 71V70H33ZM39 71V70H38ZM47 71H49V69H48V66H47ZM64 71V74L63 75H65V70H63ZM67 71V70H66ZM16 72V71H15ZM14 72V76H15V73ZM19 72V71H18ZM32 72V71H31ZM37 71H34V73H36ZM71 72H73V73H75L74 71H70V72H68V73H71ZM104 72V71H103ZM6 73V72H5ZM13 73V72H12ZM25 73V72H24ZM24 73H21V74H24ZM33 73V74H34ZM43 73H44V71H43ZM45 73H46V71H45ZM48 73V72H47ZM104 73H106V72H104ZM2 74V73H1ZM26 74H27V72H26ZM38 75H39V72L37 73ZM41 74V73H40ZM50 73H48V75H49ZM53 74H54V72H53ZM59 74V73H58ZM67 74V73H66ZM80 74V73H79ZM106 74H108V73H106ZM5 75V74H4ZM28 75V74H27ZM31 75V74H30ZM37 75V76H38ZM62 75V76H63ZM108 75H110V74H108ZM16 76H20V75H16ZM35 76V75H34ZM45 76V75H44ZM66 77H67V75H65ZM68 76H69V74H68ZM24 77H26V79L29 77H27V76H24ZM31 77V76H30ZM110 77V79L111 80H113V81H115V82H117L118 84H119V87H118V92H117V98H118V104H117V112L119 113V115H118V118L120 117V116H122V115H124V114H128V112H129V106H128V96H127V94H126V91H127V79L123 76V75H116V74H114L113 76H109ZM19 78V77H18ZM35 78H37V77H35ZM46 78H48V77H46ZM56 78V77H55ZM76 78H78V77H76L75 76V79ZM8 79V78H7ZM12 79H13V77H12ZM38 79V78H37ZM53 79V78H52ZM29 80H30V78H29ZM36 80V79H35ZM56 80V79H55ZM77 80V79H76ZM83 80V79H82ZM4 81H5V79H4ZM10 81V80H9ZM54 81V80H53ZM52 81V82H53ZM75 81V80H74ZM80 81H81V79H80ZM3 81H1V83H2ZM14 82V81H13ZM13 82L11 83V84H13ZM27 82H29L28 80H27ZM30 82H32V79H31V81ZM35 83L37 82V81H34ZM48 82H50V81H48ZM51 82V83H52ZM59 82V83H58ZM58 84H62V83H60V80H58ZM63 82V81H62ZM77 82V81H76ZM37 83H39V82H37ZM30 84V83H29ZM34 84V83H33ZM32 84V85H33ZM43 84H44V82H43ZM42 84V82H41V85H43ZM50 84V83H49ZM57 84V85H58ZM78 84V83H77ZM3 85V84H2ZM2 85H0V87H2ZM16 85V84H15ZM37 85V84H36ZM39 85V84H38ZM52 85H54V84H52ZM6 86V85H5ZM45 85H43V87H44ZM79 86V85H78ZM39 87V86H38ZM46 87V86H45ZM48 88H49V86H47ZM51 87V86H50ZM66 88V86H63V88ZM39 88H41V87H39ZM77 88V87H76ZM57 89V88H56ZM78 89L80 90V88L78 87ZM12 90H14V89H12ZM64 90V89H63ZM77 90V89H76ZM3 91V90H2ZM6 91H7V88H6ZM16 91V90H15ZM15 91H14V93H15ZM64 91H66V90H64ZM64 91H60L61 93L62 92H64ZM4 92V91H3ZM52 92V91H51ZM56 92H57V90H56ZM56 92H55V94H56ZM59 92V93H60ZM78 92V91H77ZM5 93V92H4ZM7 93H8V91H7ZM65 93V92H64ZM80 93V92H79ZM1 94V93H0ZM13 94V93H12ZM46 94V93H45ZM53 94V93H52ZM81 94H82V92H81ZM4 95V94H3ZM60 95V94H59ZM58 94L56 95V96H59ZM2 96V95H1ZM12 96V95H11ZM13 96H15V94L13 95ZM5 96H3V98H4ZM16 97V96H15ZM55 97V96H54ZM3 98H1V99H3ZM10 98V97H9ZM9 98H8V100H9ZM15 99V98H14ZM18 99V98H17ZM53 99H55V98H53ZM6 100V99H5ZM16 100V99H15ZM56 100V99H55ZM57 100H58V97H57ZM63 99H61L59 102H61ZM2 101V100H1ZM3 101H4V99H3ZM18 101H19V99H18ZM13 102V101H12ZM10 103V102H9ZM13 104H15V103H13ZM16 104H19V103H17L16 102ZM14 106V105H13ZM12 106V107H13ZM19 106H21L20 104L17 106V107H19ZM23 106V105H22ZM59 108L60 107H62V108H64V109H66L67 107H66V105H60V106H58ZM22 108V107H21ZM13 109H14V107H13ZM16 109V108H15ZM23 109H24V107H23ZM18 110V108L16 109V112H18L17 111ZM15 111V110H14ZM23 111H21L20 112V114L22 113ZM25 112V111H24ZM23 112V114H25V113H27V112H25L24 113ZM15 113V112H14ZM22 114V115H23ZM23 116H25V115H23ZM28 117V116H27ZM26 117V118H27ZM54 125V126H53ZM52 125V130L54 129L55 130V128H56V125L55 124H53ZM118 125H119V127H120V130H122V132L124 133L123 134V141L124 140H126V138H129L130 137V135H129V132L127 131V126L126 125H124L123 123H121V121H119V119H118ZM49 126V125H48ZM50 128V127H49ZM46 129V128H45ZM48 130V129H47ZM50 130V129H49ZM46 131V130H45ZM44 131V132H45ZM50 132V131H49ZM48 132V133H49ZM46 133V132H45ZM48 135V134H47ZM49 136H51V135H49ZM47 140H48V138H47ZM46 142V141H45ZM56 142V141H55ZM50 144H53V143H50ZM60 144V143H59ZM59 144H55L57 147H58V145ZM45 145V144H44ZM61 145V144H60ZM46 146H49V144L48 145H46ZM46 146H44V147H46ZM53 146H54V144H53ZM82 146V145H81ZM86 147H88V146H86L85 145V148ZM60 148V147H59ZM81 148V147H80ZM52 149V148H51ZM54 149H55V147H54ZM58 148H56V150H57ZM90 150H91V152L93 153L92 155L94 156L93 158H94V160L92 161V163H88V160H87V164H83L82 163V165L83 166H72L74 169H76L77 171H78V169L80 170V169H82V171H83V175H82V177L80 178V179H82V180H85V181H94L95 183H97V185L98 186H101L102 188H109L110 186H112L113 185V187L114 188H119L120 189V187H121V183L125 180L124 178H123V176L121 175V176H119V177H116L115 176V172L116 171H118V169L117 168H115L114 167V165L117 167V166H120L121 168H124V171H128L129 172V176H128V178H127V180H128V182L131 184V186L133 187V188H135L136 189V191H135V194H134V196L132 197V196H128L127 197V199H126V201H125V205H124V207H123V211H124V213H123V217L124 218H129V217H132V216H135V215H137L138 214V211H136L137 209H139V208H141L142 206H140V205H142L143 203L144 204H146V203H148L149 201H150V199L153 197V192H152V189L154 188L153 187V182L151 181V178L149 177V172H148V169H147V166H146V164L143 162V161H141V160H139V159H132V160H126L125 158H121V157H118L117 155H115L114 154V152H112V150H108V148L107 147H103L102 149H101V151L105 154V156H106V159L108 160V161H106L105 160V158H104V155H103V153H100L97 149H95V147H93V146H91V148H89ZM45 150V149H44ZM46 150H48V149H46ZM84 150H87L88 151V149H84ZM40 151H43V150H40ZM61 151V150H60ZM75 151V150H74ZM52 152H53V150H52ZM78 152V151H77ZM86 152V151H85ZM27 153V152H26ZM43 153V152H42ZM45 153V152H44ZM56 153H59V151L58 152H56ZM63 153V152H62ZM64 153H66V152H64ZM72 153H73V151H72ZM80 153V152H79ZM82 153V152H81ZM84 153V152H83ZM82 153V154H83ZM46 154V153H45ZM48 154V153H47ZM49 154H50V152H49ZM48 154V155H49ZM52 154V153H51ZM55 154V153H54ZM85 154H88L87 152L85 153ZM85 154H83L84 156H85ZM42 155V154H41ZM44 155V154H43ZM79 155V154H78ZM89 155V154H88ZM88 155H86L85 157H87ZM50 157H49V159L50 158H52L51 156L52 155H49ZM55 156H56V154H55ZM59 156V155H58ZM81 156V155H80ZM48 157V156H47ZM54 157V156H53ZM76 157V156H75ZM89 157H91V156H89ZM89 157H87V158H89ZM46 158V157H45ZM92 158V159H93ZM27 158L25 157V159H24V161L26 160ZM30 159V158H29ZM48 158H47V160H49ZM56 159V158H55ZM58 159V158H57ZM57 159H56V162H57ZM80 159V158H79ZM81 159H82V157H81ZM81 159H80V161H81ZM86 159V158H85ZM90 159V158H89ZM46 159H45V161H47ZM52 160H54V159H52ZM69 160L70 159H68V161L67 162H69ZM74 160V159H73ZM84 160V159H83ZM22 161V160H21ZM72 161V160H71ZM79 161V162H80ZM85 161V163H86V160H84ZM30 161H28L27 163H29ZM55 161L53 162H51L49 165H44V164H46V163H44L40 168H39V172L37 173V175L36 176H32V178H31V180L30 179H25L23 176V178L25 179V180H23V178L21 177V176H19V177H21V179L22 180H19V178H18V180L19 181H9L8 182V184H6L5 185V183H4V187H3V192H1V194H3L4 192L6 193L5 195H9V197H10V200H11V198H16L17 196H16V194H19V198H20V195H25L26 194V192H33V191H35V190H33V188H35V187H38V186H40L41 185V182H40V179H41V176L42 175H44V174H46L47 173V180H46V182L50 185L51 184V181H54V180H57L58 179V177H57V173L59 172V170H63L64 168H70L69 166L71 165H69V166H65V165H63L62 167H60V163L58 164H55L56 163ZM61 162V161H60ZM66 162V163H67ZM16 163V162H15ZM2 164V163H1ZM25 164V163H24ZM76 164V163H75ZM78 164H80V163H78ZM6 164H4V165H1V166H5ZM15 165V164H14ZM21 165V164H20ZM28 165V164H27ZM7 166V168H8V165H6ZM10 166H11V164H10ZM13 166V165H12ZM25 167H27L26 165H25ZM29 167H30V165H29ZM88 167H90V168H88ZM92 167H96L97 168V170H93V168ZM14 168H16V165H15V167ZM13 168V169H14ZM30 168H33V166L32 167H30ZM22 169H24V167L22 168ZM27 169H28V167H27ZM27 169H24V170H27ZM38 169V168H37ZM23 170V171H24ZM68 170V169H67ZM72 170V169H71ZM15 171V170H14ZM13 171V172H14ZM19 171H20V169H19ZM22 171V170H21ZM20 171V172H21ZM22 171V172H23ZM38 171V170H37ZM36 171V172H37ZM106 171L110 174V175H108V176H106ZM12 172V171H11ZM16 172V171H15ZM26 171H24V173H25ZM35 172V173H36ZM68 172V171H67ZM76 172V171H75ZM27 173V172H26ZM25 173V174H26ZM30 173L31 172H29V175H30ZM44 173V174H43ZM60 173V172H59ZM73 173V172H72ZM12 174V173H11ZM28 174V173H27ZM34 174V173H33ZM65 173H63V175H64ZM68 174H71V173H69L68 172ZM81 174V173H80ZM14 175V174H13ZM18 175V174H17ZM16 175V176H17ZM23 175V174H22ZM56 175V176H55ZM76 175V174H75ZM77 175H78V172H77ZM76 175V176H77ZM8 176V175H7ZM15 176V177H16ZM31 176V175H30ZM58 176H60V175H58ZM72 176V175H71ZM14 177V176H13ZM15 177H14V179H15ZM26 178L27 177H29L28 175H26L25 176ZM44 177V176H43ZM66 177V176H65ZM6 178V177H5ZM9 178V177H8ZM62 178V177H61ZM114 178V179H113ZM10 179V178H9ZM74 179H76V178H74ZM142 179V180H141ZM42 181H43V179H41ZM59 180H61L60 178H59ZM58 180V181H59ZM1 181V180H0ZM7 181V180H6ZM61 181H64V182H66V180H61ZM60 181V182H61ZM68 181V180H67ZM75 181H77V180H75ZM50 182V183H49ZM54 182H57V181H54ZM73 182V181H72ZM91 182H90V184H91ZM59 183V182H58ZM67 183V182H66ZM65 183V184H66ZM76 183V182H75ZM79 184H80V182H78ZM84 183V182H83ZM45 184V183H44ZM47 184V185H48ZM62 184H63V182H62ZM87 184V183H86ZM93 184V183H92ZM54 185V184H53ZM53 185H52V187H53ZM55 185H56V187H57V183H55ZM54 185V186H55ZM60 185H61V183H60ZM59 185V186H60ZM64 185V184H63ZM78 185V184H77ZM82 185H84V184H82ZM46 185H44V187H45ZM51 186V185H50ZM65 186V185H64ZM71 186V185H70ZM69 186V187H70ZM73 186H75V185H73ZM86 186V185H85ZM92 186V185H91ZM120 186V187H119ZM41 187H43L42 185H41ZM48 188H49V186H47ZM52 187H50L49 189H50V191H49V189H48V191L49 192H51V190H53V188ZM56 187H55V189H56ZM63 187V186H62ZM66 187V186H65ZM68 187V186H67ZM67 187L66 188H64V189H67ZM81 187H83V186H81ZM58 188V187H57ZM60 188V187H59ZM58 188V189H59ZM85 188H87V187H85ZM84 188V189H85ZM29 189V190H28ZM39 189V188H38ZM47 189V188H46ZM69 189V188H68ZM72 189V188H71ZM75 189H77V188H75ZM83 189V188H82ZM92 189H93V187H92ZM101 189V188H100ZM6 190V191H5ZM36 190H37V188H36ZM43 190V189H42ZM78 190V189H77ZM85 190H87V189H85ZM84 190V191H85ZM90 189L88 188V190L87 191H89ZM97 190V189H96ZM46 192H47V190H45ZM44 191V192H45ZM60 191V190H59ZM62 191V190H61ZM69 192H70V189L68 190ZM93 191V190H92ZM91 191V192H92ZM130 191H131V189H130ZM37 191H35L34 193H36ZM41 192H43V191H41ZM45 192V193H46ZM56 192V191H55ZM65 192H67V190L65 191ZM86 192V191H85ZM84 192V193H85ZM30 193H28L29 194V196H30ZM40 193V192H39ZM74 193V192H73ZM95 193V191L93 192V194ZM100 193V192H99ZM42 193H40V194H37V196L38 195H41ZM48 194V193H47ZM58 194H59V192H58ZM64 194V193H63ZM63 194H62V196H63ZM75 194V193H74ZM74 194H72V195H74ZM87 194H89L88 192H87ZM5 195H4V197H5ZM36 195V194H35ZM50 195V194H49ZM48 195V196H49ZM66 195V194H65ZM70 195V194H69ZM69 195L67 196V198H65V199H68V197H69ZM77 195V194H76ZM79 195V194H78ZM84 195V194H83ZM86 195V194H85ZM90 195H92V194H90ZM90 195H89V199L91 198L92 199V197H90ZM32 196V195H31ZM51 196V195H50ZM53 196H55V195H53ZM56 196H57V194H56ZM71 196V195H70ZM97 196V195H96ZM102 196H103V194H102ZM24 197V196H23ZM33 197V196H32ZM35 197V196H34ZM40 197V196H39ZM43 196H41V198H42ZM45 197H46V195H45ZM61 197V196H60ZM76 197V196H75ZM78 197V196H77ZM76 197V198H77ZM83 197V196H82ZM88 196H86V198H87ZM100 197H101V195H100ZM100 197H96V198H100ZM104 197V196H103ZM6 198V197H5ZM27 198V197H26ZM36 198V197H35ZM41 198H38V199H40L41 200ZM48 198H50V197H48ZM74 198V197H73ZM84 198V197H83ZM96 198H94V199H96ZM0 199H2L1 198V196H0ZM9 199V198H8ZM32 199V198H31ZM58 199V198H57ZM61 199H62V197H61ZM61 199H59V200H61ZM70 199V198H69ZM91 199H90V201H91ZM100 199H102V198H100ZM5 200V199H4ZM6 200H7V198H6ZM13 200V199H12ZM16 200V199H15ZM23 200H24V198H23ZM30 200V199H29ZM33 200V199H32ZM35 200V199H34ZM42 200H43V198H42ZM45 200H47V201H49L48 199H45ZM43 201L44 203L46 202V201ZM86 200V199H85ZM88 200V199H87ZM105 200V199H104ZM3 200H1V202H2ZM19 201V200H18ZM25 201V200H24ZM28 201V200H27ZM36 201V203H37V199L35 200ZM53 201V200H52ZM72 201V200H71ZM79 201V200H78ZM81 201V200H80ZM79 201V202H80ZM89 201V200H88ZM96 201H97V199H96ZM4 202V201H3ZM7 202H9L8 200H7ZM17 201H15V203H16ZM20 202V201H19ZM21 202H22V199H21ZM20 202V203H21ZM42 202V203H43ZM51 202V201H50ZM54 202V201H53ZM65 203H66V201H64ZM69 202V201H68ZM5 203V202H4ZM13 204H15L14 202H12ZM23 203V202H22ZM21 203V204H22ZM27 203V202H26ZM32 203H33V201H32ZM35 203V202H34ZM35 203V204H36ZM58 203V202H57ZM70 203V202H69ZM69 203H67V205L69 204ZM75 203H76V201H75ZM75 203H73V205L75 204ZM81 203V202H80ZM107 203V202H106ZM105 203V201H104V205L106 204ZM1 204V203H0ZM7 204V203H6ZM19 204V203H18ZM48 204V203H47ZM51 204V203H50ZM55 204V203H54ZM90 204H93V205H98L99 206V208H100V210H102V209H104L103 208V203H102V201H100L99 200V204H95V203H90ZM143 204V205H144ZM5 205V204H4ZM4 205H2V206H4ZM10 205V204H9ZM8 205V206H9ZM16 205H17V203H16ZM29 205V203L26 205V206H28ZM31 205V204H30ZM29 205V206H30ZM37 205H40V201L38 202V204ZM44 205V204H43ZM70 205V204H69ZM76 205H77V203H76ZM76 205H74L75 206V208L74 209H76ZM84 205V204H83ZM89 205V204H88ZM127 205H129L130 207H129V209H128V206ZM2 206L0 207V208H2ZM25 206V205H24ZM25 206V207H26ZM29 206L27 207V208H29ZM46 206H48V205H46ZM51 206V205H50ZM49 206V207H50ZM53 206V205H52ZM55 206V205H54ZM79 206V205H78ZM80 206H81V204H80ZM79 206V207H80ZM11 207V206H10ZM16 207H19V206H16ZM32 207H35V206H33L32 205ZM39 207V206H38ZM70 207V206H69ZM83 207V206H82ZM85 207V206H84ZM13 208H14V205H13ZM55 208H58V205H57V207H55ZM55 208H53V209H55ZM61 208H63V207H61ZM60 208V209H61ZM88 208H91V210L93 209V206L92 205H90ZM99 208H97L98 210H99ZM16 209V208H15ZM30 209V208H29ZM46 209V208H45ZM59 209V210H60ZM70 209V208H69ZM68 209V211H71V210H69ZM77 209H78V207H77ZM134 210L135 209V211L136 212H134V214H132V215H130V216H128V217H125V216H127L128 214H129V211H131V210ZM0 210H3V209H0ZM7 211H8V209H6ZM14 210V209H13ZM23 210H25L24 208H23ZM22 210V211H23ZM31 210V209H30ZM30 210H28V211H30ZM39 210V209H38ZM44 210V209H43ZM47 210H48V208H47ZM46 210V211H47ZM64 210H65V208H64ZM79 210V209H78ZM85 210H87L86 208H85ZM84 209H83V211L84 212H87V211H85ZM89 210V209H88ZM7 211H5L4 213H6ZM18 211V210H17ZM16 211V212H17ZM34 211V210H33ZM32 211V212H33ZM36 211V210H35ZM41 211H42V209H41ZM48 211H50V209L48 210ZM54 212H55V210H53ZM61 211V210H60ZM75 211V210H74ZM103 211V213H104V215H113L114 213H116V212H119V210H112V211H107V209L105 208L104 210H102ZM102 211H99V212H102ZM3 212V211H2ZM1 212V213H2ZM9 212V211H8ZM11 212V211H10ZM14 212V211H13ZM15 212V213H16ZM20 212V211H19ZM25 212V211H24ZM24 212H22V213H24ZM38 212V211H37ZM51 212V211H50ZM53 212V213H54ZM64 212V211H63ZM66 212V211H65ZM73 212V211H72ZM80 211H78V213H79ZM4 213H2V214H4ZM14 213V215H16ZM21 213V212H20ZM26 213V212H25ZM44 213H45V211H44ZM52 213V214H53ZM74 213V212H73ZM83 213V212H82ZM90 214H88V212H87V214H85L80 220H76L77 222H79V223H82V225H83V227H82V230H81V232L82 233H88L87 235H85V238H87V237H90V236H92V237H94L95 235V238H93L92 240H90V241H93V240H95V239H97L96 241H98V240H100L101 238H103L105 235H107L108 237L109 236H114V235H117V234H119V233H123L124 231H125V228H123V227H121V228H119V229H116V231L115 232H113V233H111L110 232V230H111V228L109 227V226H104L106 229H102V227L100 226V228L99 227H97L98 225L97 224H95V222H94V212H89ZM1 214V215H2ZM8 214V213H7ZM10 214H12V212L10 213ZM9 214V215H10ZM18 214V213H17ZM30 214V213H29ZM34 214V213H33ZM38 214H39V212H38ZM55 214H56V212H55ZM63 214V213H62ZM66 214H69V213H66ZM75 214H77V213H75ZM80 214H81V212H80ZM126 214V215H125ZM13 215V216H14ZM24 215V217L26 216V217H28L27 215H25V214H23ZM43 215V214H42ZM41 215V216H42ZM47 215H48V212H47ZM56 215H59L58 214V212H57V214ZM55 215V216H56ZM64 215V214H63ZM71 215H72V213H71ZM71 215H69V216H71ZM74 215V214H73ZM104 215H102V217L104 216ZM21 216V215H20ZM31 216H32V214H31ZM31 216H29V217H31ZM36 216V215H35ZM35 216H33V218L35 217ZM44 216H46V214L45 215H43V217L42 218H45ZM49 216H51L50 214H49ZM48 216V217H49ZM67 216V215H66ZM77 216H78V214H77ZM5 217V216H4ZM4 217H1L0 216V221L4 218ZM11 217V216H10ZM22 217V216H21ZM39 217V216H38ZM47 217V218H48ZM74 217H76L75 215H74ZM73 217V218H74ZM100 217V216H99ZM105 217V216H104ZM2 218V219H1ZM6 218V217H5ZM12 218V217H11ZM20 218V217H19ZM19 218H17V219H19ZM39 218H41V217H39ZM46 218V219H47ZM56 218H57V216H56ZM60 218V217H59ZM7 219V218H6ZM36 219V218H35ZM3 220H5V219H3ZM10 220V219H9ZM9 220H6L7 222H9ZM12 220V219H11ZM28 219H26V221H27ZM33 220V219H32ZM49 220H50V218H49ZM71 220V219H70ZM135 220V217H132V218H129L128 219V222H129V224L131 225V222H133ZM12 221H17L16 219L15 220H12ZM22 222H23V220H21ZM20 221V222H21ZM25 221V222H26ZM29 221V220H28ZM38 221H39V219H38ZM40 221H41V219H40ZM43 221H45V220H43ZM42 221V222H43ZM51 221H52V217H51ZM50 221V222H51ZM56 221V220H55ZM123 221V220H122ZM2 222V221H1ZM4 222V221H3ZM18 222V221H17ZM20 222H18V223H20ZM36 222V221H35ZM34 222V223H35ZM124 222V221H123ZM5 223V222H4ZM10 223V222H9ZM12 223V222H11ZM14 223V222H13ZM53 223H54V221H53ZM79 223H78V225H79ZM3 224V223H2ZM7 224V223H6ZM27 224V226H28V223H26ZM31 224V223H30ZM39 224H41L40 222H39ZM46 224V223H45ZM49 224V223H48ZM50 224H52V222L50 223ZM59 224V223H58ZM119 224H122L121 223V221L119 222ZM14 225H16V227H18L19 225H17V224H15L14 223ZM24 226H25V224H23ZM31 225H33V224H31ZM37 225H38V223H37ZM41 225H44V224H41ZM40 225V226H41ZM47 225V224H46ZM55 225V224H54ZM65 225V224H64ZM74 225H76L75 223H74ZM1 226V228H4V226H2V225H0ZM8 226V225H7ZM22 226V225H21ZM72 226V225H71ZM20 227V226H19ZM23 227V226H22ZM45 227V226H44ZM50 227V226H49ZM65 227V226H64ZM63 227V228H64ZM69 227H70V225H69ZM68 227V228H69ZM9 228H11V226H9ZM12 228L14 229V226H12ZM24 228H26V227H24ZM31 227H29V229H30ZM40 228H43V227H40ZM55 228V227H54ZM61 228V227H60ZM60 228H59V230H60ZM63 228H61V229H63ZM6 229H8V228H6ZM19 229V228H18ZM38 229V228H37ZM46 229H47V226H46ZM51 229H53V228H51ZM2 230H4V229H2ZM14 230H16V229H14ZM21 230H23V229H21ZM58 230V231H59ZM64 230H65V228H64ZM7 231V230H6ZM17 231V230H16ZM39 231V230H38ZM42 231V230H41ZM48 231H49V229H48ZM47 231V232H48ZM55 231V230H54ZM44 232H45V230H44ZM50 232V231H49ZM57 232V231H56ZM3 233L5 234V231H3ZM2 233V234H3ZM22 233V232H21ZM40 233V232H39ZM94 233V234H93ZM1 234V233H0ZM19 234V233H18ZM61 234V233H60ZM59 234V235H60ZM6 235V234H5ZM24 235V234H23ZM31 235V234H30ZM36 235H38L37 233H36ZM51 235V234H50ZM13 235H6L5 236V241L9 244V247H10V249L12 250V249H14L15 247H16V244H15V242H16V238H13L12 237ZM56 236H57V234H56ZM65 236V235H64ZM82 236V235H81ZM80 236V237H81ZM3 237V236H2ZM20 237H21V235H20ZM19 236H18V238H20ZM37 237V236H36ZM40 237H42V236H40ZM39 237V238H40ZM55 237V236H54ZM84 237V236H83ZM17 238V239H18ZM26 238V237H25ZM34 238V237H33ZM42 238H44V237H42ZM41 238V239H42ZM53 238V237H52ZM62 238V237H61ZM69 238V237H68ZM72 238V237H71ZM70 238V239H71ZM28 239V238H27ZM37 239H38V237H37ZM36 239V240H37ZM49 239V238H48ZM60 239V238H59ZM65 239H67V237L65 238ZM65 239L63 238V240L65 241ZM81 239H84V238H81ZM78 240L77 241V237H76V240H72V243H69V240L67 241L68 242V245H67V243H66V246L65 245H61L62 247H61V249H58V250H56V251H54V252H52V253H49L47 256H54V255H56L58 252H60V251H63V250H65V249H67L68 247H70V245H76V244H78L80 247H86V246H90V245H92V242H90V241H88V242H86V243H84V244H82L81 243V241L82 240ZM0 240H3L2 238L0 239ZM32 240H35V239H32ZM39 240V239H38ZM46 240V239H45ZM54 240H57V238L56 239H54ZM18 241V240H17ZM20 241V240H19ZM31 241V240H30ZM44 241V240H43ZM49 241V240H48ZM59 241V240H58ZM0 242H2V241H0ZM27 242H28V240H27ZM61 242H62V239H61ZM17 243V242H16ZM21 243V242H20ZM24 243V242H23ZM56 243V242H55ZM2 244V243H1ZM59 243H57V245H58ZM64 244V243H63ZM21 245V244H20ZM60 245H59V247H60ZM0 247H2V246H0ZM4 247V246H3ZM8 247V246H7ZM19 247V246H18ZM46 247V246H45ZM58 247V246H57ZM5 248V247H4ZM43 248V247H42ZM55 248V247H54ZM2 249V248H1ZM0 249V250H1ZM17 249H19V248H17ZM46 249V248H45ZM51 249H52V246H51ZM57 249V248H56ZM4 251V250H3ZM8 251V250H7ZM22 251V250H21ZM21 251H19V252H21ZM24 251V250H23ZM50 251V250H49ZM6 252V251H5ZM10 252V251H9ZM12 252V251H11ZM26 252V251H25ZM1 253V252H0ZM4 253V252H3ZM2 253V254H3ZM8 253V252H7ZM37 253H40V250H39V252H37ZM43 253H45L44 251H43ZM10 254V253H9ZM13 254H15V253H13ZM6 255V254H5ZM22 255V254H21ZM24 255V254H23ZM23 255H22V258H24L23 257ZM4 256V255H3ZM6 256H8V255H6ZM12 256V255H11ZM15 256V255H14ZM14 256H12L13 258H14ZM19 256V255H18ZM17 256V257H18ZM2 257V256H1ZM5 257V256H4ZM8 258V257H7ZM1 259V258H0ZM5 259V258H4ZM19 259V258H18ZM26 259V258H25ZM11 261H13V262H16V264H23V263H19V262H22V261H24V260H21V261H15V260H13V259H10Z\"/></svg>","mask_w":264,"mask_h":264}]
</instances>
